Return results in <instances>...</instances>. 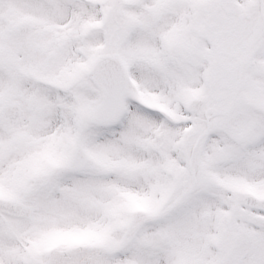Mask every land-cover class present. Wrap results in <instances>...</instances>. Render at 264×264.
<instances>
[{
    "label": "snow or ice",
    "instance_id": "obj_1",
    "mask_svg": "<svg viewBox=\"0 0 264 264\" xmlns=\"http://www.w3.org/2000/svg\"><path fill=\"white\" fill-rule=\"evenodd\" d=\"M0 264H264V0H0Z\"/></svg>",
    "mask_w": 264,
    "mask_h": 264
}]
</instances>
